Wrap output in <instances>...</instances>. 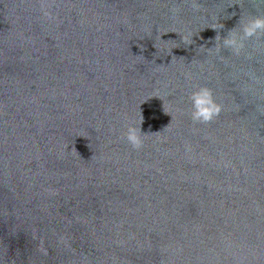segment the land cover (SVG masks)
<instances>
[{"label": "water", "instance_id": "water-1", "mask_svg": "<svg viewBox=\"0 0 264 264\" xmlns=\"http://www.w3.org/2000/svg\"><path fill=\"white\" fill-rule=\"evenodd\" d=\"M257 15L0 0V264H264V38L216 39ZM201 87L221 106L207 124Z\"/></svg>", "mask_w": 264, "mask_h": 264}, {"label": "clouds", "instance_id": "clouds-1", "mask_svg": "<svg viewBox=\"0 0 264 264\" xmlns=\"http://www.w3.org/2000/svg\"><path fill=\"white\" fill-rule=\"evenodd\" d=\"M194 10H198V6L194 5ZM261 38H264V16L261 15L247 20L240 19L237 26L230 30L225 38L216 37V39L222 41V47L230 50L234 55H239L243 51L246 41ZM217 47L219 48L220 45ZM188 101L191 106V120L194 123H210L221 112V106L216 103L212 91L206 87L192 91L188 96ZM144 136L146 134H142L141 127L138 128L135 124H128L123 138L134 149H138L143 144Z\"/></svg>", "mask_w": 264, "mask_h": 264}]
</instances>
